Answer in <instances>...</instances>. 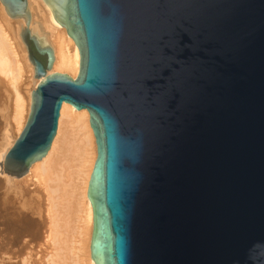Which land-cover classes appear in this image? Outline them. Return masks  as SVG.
I'll use <instances>...</instances> for the list:
<instances>
[{
  "label": "water",
  "instance_id": "water-1",
  "mask_svg": "<svg viewBox=\"0 0 264 264\" xmlns=\"http://www.w3.org/2000/svg\"><path fill=\"white\" fill-rule=\"evenodd\" d=\"M1 1L40 80L4 173L47 156L70 104L97 145L96 264H264V0H44L76 78L50 73L28 0Z\"/></svg>",
  "mask_w": 264,
  "mask_h": 264
},
{
  "label": "bare ground",
  "instance_id": "bare-ground-1",
  "mask_svg": "<svg viewBox=\"0 0 264 264\" xmlns=\"http://www.w3.org/2000/svg\"><path fill=\"white\" fill-rule=\"evenodd\" d=\"M28 3L32 14L31 28L36 26L39 34L46 37L54 50L55 61L50 73H66L76 78L80 70V52L76 43L68 35L66 29L55 21L51 9L44 0H28ZM22 24H25L24 21L10 18L0 0V85L8 81L7 83L10 84L14 92L12 94L14 107L12 116H10L13 124L10 122L11 126L5 127L6 133L2 136L0 173L8 179V183L14 180V184L17 182L15 183L14 178L4 173L3 164L7 153L25 128L31 110L32 94L40 83V80L34 78L35 68L29 60L27 49L20 40ZM5 121L9 120L5 119ZM65 123L68 124L66 131L64 130ZM12 129L15 132L13 142L11 140ZM58 129L47 156L42 161L35 163L21 180L16 179L24 184H27L31 179L37 180V186L41 191L39 195L46 202H43L46 204V209H44V213L42 212L46 214L45 217L43 215L42 222L47 229L45 238H43L44 242H42V244L44 243L42 254L43 247L46 251L43 254L45 255L44 260H41L40 263L35 261L37 263L34 264H96L91 257L90 250L94 215L92 204L88 199V186L97 159V145L90 124L89 112L87 110L78 111L72 105L65 103L62 107ZM62 138L64 140L62 146H59L60 150L55 154L56 147ZM77 143L78 145H76ZM57 149L59 148L57 147ZM26 217L21 218V215H17V213L11 218L8 217L5 229L6 237H3L6 242L3 238L1 239L3 243L5 242L12 248L5 250L6 254H0V264H12L16 255V246L17 248L21 247L17 251L23 252L31 245L29 240H35L41 233L38 232V228L42 225L41 222ZM27 238L29 240L26 241ZM13 247H15V251H12ZM34 249L37 251L36 248ZM37 253L36 255H39V252ZM28 254L21 258L23 260L20 262L33 264L30 262V258L33 259V257ZM18 258L20 259V257Z\"/></svg>",
  "mask_w": 264,
  "mask_h": 264
},
{
  "label": "rangeland",
  "instance_id": "rangeland-1",
  "mask_svg": "<svg viewBox=\"0 0 264 264\" xmlns=\"http://www.w3.org/2000/svg\"><path fill=\"white\" fill-rule=\"evenodd\" d=\"M27 55H29V54H27ZM22 64H24L23 61H22ZM7 82L8 81H6L4 83L5 85L4 84L0 85V149L2 147V144H1L2 143V139H3L2 136H3L4 133H6V131H5L6 128L8 127V125H10V122H11V124H13V121L11 120L10 116H12V113H13V107L14 106H13V101H12V96H13L12 94L14 92H13V88ZM0 83H1V81H0ZM10 87H11V89H10ZM9 95H10V98H9ZM24 95L26 96L25 93H24ZM7 97H8L9 100L7 99ZM4 108H5L6 111L4 110ZM1 109H2V111H1ZM3 110H4V114L2 113ZM5 119H7L9 121H5ZM12 127H13V125H12ZM64 127H65L64 130L66 131L68 129V124L65 123ZM10 129H11V127L9 128V130ZM11 132H13V129H12ZM11 135H12V138L11 137L10 138H11V140L13 142V140H15V132H13ZM62 141H64L63 138L61 139V142L58 144V146L56 145L59 149H57V147H56L57 151L55 150V154L57 152H59L60 147L62 146V143H63ZM76 145H78V143ZM19 180H21V179H19ZM7 181H8L7 178H5V177L0 175V242L2 241L1 242L2 244L0 243V245H2V246H0V252H2L1 249L3 247H5V248H3L4 249L3 252L0 253V254H4L5 252L7 253V251H5V250H7L8 248L9 249L12 248L11 246L6 245V243H5L6 241L4 239L6 237L5 236V234H6L5 229H6V224H7L6 221H7L8 217L11 218L12 215H15L17 213V215H21V218H27L26 216H28V218H30V219L32 218V220L34 219L37 222L40 221L42 225L40 224L41 226H40V228H38L39 229L38 232L39 233L41 232V233L40 234L37 233L39 235H38V237L35 240H29V238L25 239L26 241L29 240V242L31 244L29 246V248L23 250V252L25 251L26 253L17 251L18 249L20 250V248H21L19 246H18V248L16 246L17 250L15 249V247H13L12 251L16 250L15 251L16 255H15V259L12 261V264H24V263L20 262V261L23 260L21 258H24L25 256H27L26 254H28V253H29L28 255H31L33 257V259H32L29 256L31 263H33V264L37 263L35 261H38L40 263L41 260L42 261L44 260L43 258L45 256V255H43V254H45V251H46L44 247H43V249H44L43 251L44 252L42 254V246L44 244V243L42 244V242H44L43 238H45L46 230H47L46 227L43 226L44 222H42L43 221V215H44V217L46 216V214H43L44 213V209H46V207H45V205H46L45 203L46 202L39 195V194H41L40 193L41 191L39 190L40 187L37 186V180H34V179H31L27 184H24L21 181H16V180H15V183L17 182L16 184H14V181L11 182V183H8ZM37 193H38V195H37ZM43 202H45V203H43ZM35 209H37V210H35ZM34 211H35V213H34ZM36 211H38V212H36ZM35 215H37V216H35ZM36 230H37V227H36ZM33 231H35V230H33ZM1 238H3V240L5 241L4 243H3V240ZM32 241L35 242V243H33ZM36 241L38 243H40V242L41 243L38 244ZM32 243H33V245H32ZM20 246H22V245L20 244ZM32 246H33V248H32ZM34 248H36L37 251H35ZM17 252H19V253H17ZM37 252H39V255H36V254H38ZM35 256H36V259L34 260ZM39 256H40L41 259L39 258ZM18 257H20V259Z\"/></svg>",
  "mask_w": 264,
  "mask_h": 264
},
{
  "label": "trees",
  "instance_id": "trees-1",
  "mask_svg": "<svg viewBox=\"0 0 264 264\" xmlns=\"http://www.w3.org/2000/svg\"><path fill=\"white\" fill-rule=\"evenodd\" d=\"M31 46L33 47L32 44H31ZM37 57H38V58H39L44 64H46L45 61H43L41 57H39L38 55H37Z\"/></svg>",
  "mask_w": 264,
  "mask_h": 264
},
{
  "label": "flooded vegetation",
  "instance_id": "flooded-vegetation-1",
  "mask_svg": "<svg viewBox=\"0 0 264 264\" xmlns=\"http://www.w3.org/2000/svg\"><path fill=\"white\" fill-rule=\"evenodd\" d=\"M43 61H45V58L44 57H41Z\"/></svg>",
  "mask_w": 264,
  "mask_h": 264
}]
</instances>
